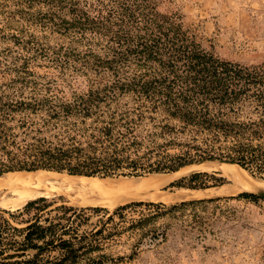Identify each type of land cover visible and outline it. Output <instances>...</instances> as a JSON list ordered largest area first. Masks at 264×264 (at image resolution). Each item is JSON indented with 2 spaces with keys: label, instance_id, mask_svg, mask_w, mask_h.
Wrapping results in <instances>:
<instances>
[{
  "label": "trees",
  "instance_id": "1",
  "mask_svg": "<svg viewBox=\"0 0 264 264\" xmlns=\"http://www.w3.org/2000/svg\"><path fill=\"white\" fill-rule=\"evenodd\" d=\"M109 1L107 16L99 12L97 23L115 19L117 29L108 39L113 44L109 45L112 61L147 65L149 72L90 88L70 100L44 98L15 104V110L42 112V126H29V132L36 133L28 139L15 136V141L0 130V175L46 169L83 176H144L171 172L194 162L224 160L264 179V65L248 67L206 51L180 23L156 11L146 0ZM87 25L84 23L83 29ZM102 28L98 31L104 34ZM116 91H131L137 101L113 106ZM0 107L3 110L4 105ZM246 108L259 117L241 120ZM159 111L179 119L177 131L187 133L185 143L171 137L157 140L171 133L170 126L145 134L138 130L144 119L151 118L148 113ZM172 145L184 149L171 154ZM218 200L198 199L170 206L137 201L109 211L99 206L51 208L40 197L27 202L17 215L9 213L12 221L0 214V264H116L124 256L106 252L120 233L106 232V224L115 215L136 206L149 210L124 228L139 235L132 244L135 254L142 243L166 237L165 229L154 225L158 219L190 205ZM32 209V215L16 220ZM101 211L104 221L84 228L90 220L87 214Z\"/></svg>",
  "mask_w": 264,
  "mask_h": 264
},
{
  "label": "rangeland",
  "instance_id": "2",
  "mask_svg": "<svg viewBox=\"0 0 264 264\" xmlns=\"http://www.w3.org/2000/svg\"><path fill=\"white\" fill-rule=\"evenodd\" d=\"M146 1L162 15L171 16L180 23L182 29L206 51L248 67L264 65V0ZM109 8V0H57V3L0 0V105H4L3 110L0 107V130L10 140L15 141V136L18 140L28 139L29 135L36 133L35 130L29 132V126L31 129L42 126V112L15 110V104L44 98L70 100L90 88L112 85L117 80L128 81L149 72L147 65L112 61L109 45L113 44L108 39L117 29L113 23L115 19L97 23L101 15L107 16ZM84 23L89 24L85 29ZM101 28L104 34L98 31ZM115 93L112 101L106 100L113 106L131 105L137 101L131 91ZM148 115L151 118L144 119L138 128L142 134L159 132L166 125L171 127V133L158 137L159 142L170 137L180 143L187 141V133L177 131L180 129L177 117L162 111ZM258 117L259 113L246 108L240 119ZM182 149L183 146L172 145L170 152L178 154ZM226 168L243 176L250 185L264 182L257 173L225 163L195 165L176 172L144 176L98 177L51 170L9 171L0 175V184L4 179L10 181L19 176L28 179L36 176L38 180L22 188L14 185L9 189L0 185V214L12 221L9 213L17 215L27 202L40 197H44L51 208L58 205L99 206L112 211L116 206L114 198H119L117 202L130 197L143 202H162L148 197L153 193L168 195L187 190L189 195L186 198L162 203L170 206L198 199L220 200L190 205L175 211L171 217L158 219L154 225L159 230L165 229L166 237L142 243L135 254L132 244L139 235L125 232L124 228L131 221L146 216L149 210L145 206L131 207L106 224V232H120L115 236L116 243L106 250L124 256L116 264H264V196L236 186L225 174ZM136 177L141 180L151 177L155 181L146 186L120 184L137 180ZM82 182L95 183L99 191L94 198L96 202L75 200V195L78 197L84 193H80L83 190L77 186ZM28 186L35 187L36 192L29 193ZM216 186L229 187L231 192L209 196L194 194ZM242 193L250 196H241ZM34 211L16 216V220L25 219ZM87 215L90 220L84 228H91L105 219L102 211Z\"/></svg>",
  "mask_w": 264,
  "mask_h": 264
},
{
  "label": "bare ground",
  "instance_id": "3",
  "mask_svg": "<svg viewBox=\"0 0 264 264\" xmlns=\"http://www.w3.org/2000/svg\"><path fill=\"white\" fill-rule=\"evenodd\" d=\"M210 164H214V165H220V164H224L223 162H209L207 163L206 165L209 166ZM225 164H228V163H225ZM242 169V168H241ZM225 174L229 177V179L238 187H241L243 189H247V190H251V191H257L259 188L260 189H263L264 190V182L262 184H257V185H250V183H247V181H245L243 179V176L239 175V174H236L234 171L230 170V169H225L224 170ZM134 179H137V180H130L128 182H121L120 184L122 186H146L148 184H151L153 181H155L153 178H145L143 180L141 179H138L137 177L134 178ZM5 180V179H4ZM2 181V184L3 185V188H9V187H12L15 185L16 186H19L22 188L23 185H26V184H31L33 183L32 181H37L38 178L35 176L33 178L29 177L26 178V177H22V176H19L18 178H15V179H10V181ZM77 186L79 188H81V190H83L82 192L80 193H83V195L81 196H74L75 200L77 202H80V203H88V202H96V199L95 196L97 194L98 189L95 187V183L93 184H89V183H86V182H82L80 184H77ZM75 186V187H77ZM101 186H104V183H101ZM217 187V186H216ZM28 191L29 193L31 192H36V189L35 187L32 188L30 186H28ZM11 189V188H9ZM8 190V189H7ZM187 191V190H186ZM185 190H178L174 193H170V194H163V193H153L151 194L148 198L151 199V200H155V201H162V202H170L172 201L173 199H178L180 197H184L186 198V195H189L188 192H186ZM193 191V190H192ZM196 191V190H195ZM231 190L229 189V187H224V186H220V187H217V188H209V189H203V190H198L196 191V195H199V196H209V195H221V194H226L227 193H230ZM90 194H92V196H90ZM1 200V199H0Z\"/></svg>",
  "mask_w": 264,
  "mask_h": 264
},
{
  "label": "water",
  "instance_id": "4",
  "mask_svg": "<svg viewBox=\"0 0 264 264\" xmlns=\"http://www.w3.org/2000/svg\"><path fill=\"white\" fill-rule=\"evenodd\" d=\"M214 160H204V161H199V162H194V163H191V164H187V165H184V166H182V167H180V168H178V169H176V170H174V171H172V172H176V171H179L180 169H182V168H191V167H193V166H195V165H204V164H207V163H209V162H213ZM219 162H223V163H228V164H233V165H237V164H235V163H232V162H228V161H224V160H218ZM237 166H239V165H237ZM240 167V166H239ZM241 168V167H240ZM243 169V168H242ZM39 170H41V171H49V170H46V169H39ZM171 173V172H170ZM263 189H258L257 191H250L249 190V192H251L252 194H259V195H261V196H264V192L262 191ZM117 201H119V198H114V201H113V204L114 205H116L115 206V208L116 207H118V206H121V205H124V204H127V203H131V202H137V201H140L138 198H134V197H130V198H127V199H124V200H122L121 202H117ZM74 207V206H73Z\"/></svg>",
  "mask_w": 264,
  "mask_h": 264
}]
</instances>
